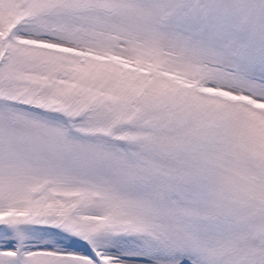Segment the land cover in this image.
<instances>
[{"label": "snow or ice", "instance_id": "obj_1", "mask_svg": "<svg viewBox=\"0 0 264 264\" xmlns=\"http://www.w3.org/2000/svg\"><path fill=\"white\" fill-rule=\"evenodd\" d=\"M0 264H264V0H0Z\"/></svg>", "mask_w": 264, "mask_h": 264}]
</instances>
